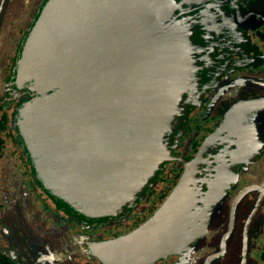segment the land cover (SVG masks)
Segmentation results:
<instances>
[{
	"label": "water",
	"instance_id": "1",
	"mask_svg": "<svg viewBox=\"0 0 264 264\" xmlns=\"http://www.w3.org/2000/svg\"><path fill=\"white\" fill-rule=\"evenodd\" d=\"M225 1L46 0L13 84L15 126L48 195L88 217L138 205L209 83ZM188 179L133 233L102 245L114 264L118 249L144 264L182 243Z\"/></svg>",
	"mask_w": 264,
	"mask_h": 264
},
{
	"label": "flooded vegetation",
	"instance_id": "2",
	"mask_svg": "<svg viewBox=\"0 0 264 264\" xmlns=\"http://www.w3.org/2000/svg\"><path fill=\"white\" fill-rule=\"evenodd\" d=\"M45 2L0 0V264H114L102 245L139 228L185 175L182 243L144 264H264V0L224 2L209 83L156 184L116 217L78 214L48 195L15 126V67Z\"/></svg>",
	"mask_w": 264,
	"mask_h": 264
}]
</instances>
